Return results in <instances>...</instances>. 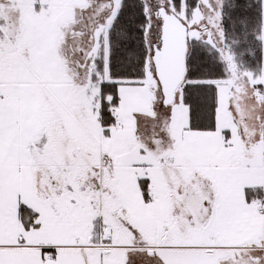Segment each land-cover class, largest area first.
Segmentation results:
<instances>
[{
  "label": "snow or ice",
  "instance_id": "1",
  "mask_svg": "<svg viewBox=\"0 0 264 264\" xmlns=\"http://www.w3.org/2000/svg\"><path fill=\"white\" fill-rule=\"evenodd\" d=\"M0 264H264V0H0Z\"/></svg>",
  "mask_w": 264,
  "mask_h": 264
},
{
  "label": "trees",
  "instance_id": "2",
  "mask_svg": "<svg viewBox=\"0 0 264 264\" xmlns=\"http://www.w3.org/2000/svg\"><path fill=\"white\" fill-rule=\"evenodd\" d=\"M241 53H243L244 55L248 54L244 49H237V54L240 55Z\"/></svg>",
  "mask_w": 264,
  "mask_h": 264
}]
</instances>
